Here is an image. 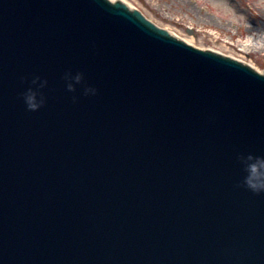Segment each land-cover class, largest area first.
Segmentation results:
<instances>
[{
    "label": "water",
    "instance_id": "water-1",
    "mask_svg": "<svg viewBox=\"0 0 264 264\" xmlns=\"http://www.w3.org/2000/svg\"><path fill=\"white\" fill-rule=\"evenodd\" d=\"M116 2L0 0V264H264V72Z\"/></svg>",
    "mask_w": 264,
    "mask_h": 264
},
{
    "label": "rangeland",
    "instance_id": "rangeland-1",
    "mask_svg": "<svg viewBox=\"0 0 264 264\" xmlns=\"http://www.w3.org/2000/svg\"><path fill=\"white\" fill-rule=\"evenodd\" d=\"M125 1L166 33L195 48L214 50L244 62L263 74L264 46L250 43L247 36L252 29L237 20L245 16L259 26L264 22V0ZM190 36H194V41Z\"/></svg>",
    "mask_w": 264,
    "mask_h": 264
},
{
    "label": "clouds",
    "instance_id": "clouds-1",
    "mask_svg": "<svg viewBox=\"0 0 264 264\" xmlns=\"http://www.w3.org/2000/svg\"><path fill=\"white\" fill-rule=\"evenodd\" d=\"M237 22L244 23L248 28L252 29V32L247 36V40L250 43L254 42L258 46H264V22L260 23L259 26L254 25L245 16H240ZM64 79L67 82V89L76 92L77 85L84 82L85 74L83 71L73 73L71 70H68L64 74ZM48 83V79L39 74L32 76L29 86L21 93L29 109L39 110L47 103L48 97L43 90L47 87ZM98 91V88L91 84H87L83 88L84 95H95ZM72 99L74 102L78 101L79 96L74 95ZM238 159L244 171L240 184L256 193H264V154L240 152Z\"/></svg>",
    "mask_w": 264,
    "mask_h": 264
},
{
    "label": "bare ground",
    "instance_id": "bare-ground-1",
    "mask_svg": "<svg viewBox=\"0 0 264 264\" xmlns=\"http://www.w3.org/2000/svg\"><path fill=\"white\" fill-rule=\"evenodd\" d=\"M108 1H110V2H116V0H108ZM121 1V3H126V1L125 0H120ZM126 5H127V7L129 8V9H133V7H130L127 3H126ZM194 36H190V40H192V41H194ZM188 43V42H187Z\"/></svg>",
    "mask_w": 264,
    "mask_h": 264
}]
</instances>
